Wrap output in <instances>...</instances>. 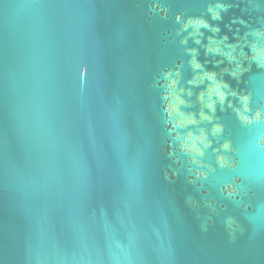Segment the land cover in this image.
I'll list each match as a JSON object with an SVG mask.
<instances>
[{"label":"water","instance_id":"water-1","mask_svg":"<svg viewBox=\"0 0 264 264\" xmlns=\"http://www.w3.org/2000/svg\"><path fill=\"white\" fill-rule=\"evenodd\" d=\"M0 264H264V0H0Z\"/></svg>","mask_w":264,"mask_h":264}]
</instances>
